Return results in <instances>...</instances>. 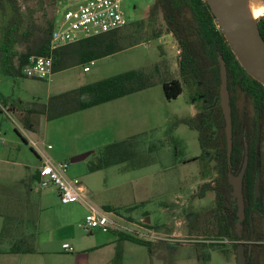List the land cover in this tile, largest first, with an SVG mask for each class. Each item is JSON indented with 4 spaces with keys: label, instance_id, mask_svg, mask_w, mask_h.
<instances>
[{
    "label": "rangeland",
    "instance_id": "obj_1",
    "mask_svg": "<svg viewBox=\"0 0 264 264\" xmlns=\"http://www.w3.org/2000/svg\"><path fill=\"white\" fill-rule=\"evenodd\" d=\"M18 1L23 10L27 6L36 10V20L41 24L44 12L53 18L58 9H75L89 0ZM154 3L155 0L123 1L128 25L119 34L127 38L126 45L131 47L114 56L58 72L50 82L13 77L3 73L0 66V239L4 228L3 206L10 202L11 191L21 194L25 190L37 208L41 197L45 198V208L50 211L59 204L55 188L42 190L31 179L32 190L28 193L21 185L33 171L27 168V163L36 164L42 151L53 162H70L69 176L81 181L98 208L110 204L123 219H134L135 223L129 226L124 220L118 221L131 232L142 229L144 221L139 222L142 217L150 218L155 226L164 227L159 244L163 247L166 264L175 261L194 264L197 254L202 264H237L233 246L213 245V238L207 235L212 230L210 212L216 199L211 192L200 198L198 192L205 181L215 185V174L211 173L216 166L208 163L207 137L202 138L198 131L183 123L192 117V105L200 111L201 104L193 102L194 90L184 85L177 99L168 100L165 96L162 83L180 80V49L171 35L154 38L155 25L149 14ZM1 26L0 14V41ZM19 50L23 51L24 47ZM133 70L154 73L158 84L120 99L114 110L109 104L104 115L91 121L83 115L87 113L48 119L49 109L52 115L56 112V96ZM245 102L239 100L240 112L251 109ZM4 105L8 111L15 105L20 113L9 111L8 116L2 110ZM30 108L35 112L31 113ZM247 115L252 116V113ZM29 124H35V132L30 131ZM130 137L138 140L128 161L90 171V164L97 162L98 152ZM16 143L21 150L15 149ZM48 146L52 149L48 150ZM175 227L183 230L182 235L172 237L168 233L167 228L172 232ZM134 248L136 253L150 252L146 247ZM8 249V242L0 243V264L2 251ZM151 258L158 259L154 250Z\"/></svg>",
    "mask_w": 264,
    "mask_h": 264
},
{
    "label": "trees",
    "instance_id": "obj_2",
    "mask_svg": "<svg viewBox=\"0 0 264 264\" xmlns=\"http://www.w3.org/2000/svg\"><path fill=\"white\" fill-rule=\"evenodd\" d=\"M0 14L2 16L0 41L2 72L13 77H25L23 70L28 65L30 57H44L49 53L55 16L49 18L44 12L42 23L39 24L36 20L37 11L30 6L23 10L18 0H0ZM149 14L155 25L154 38L171 35L180 49L178 61L180 80L173 79L162 83L165 96L168 100L177 99L182 95L184 85L203 96L205 105L200 113L183 121L189 128L198 131L202 138L206 137L204 127L209 118L206 107L219 100L221 85L219 56L225 61L235 132L232 159L242 163L243 151L245 145L247 146L249 165L243 192L245 196L248 195L251 198L255 174L260 170L257 139L259 134L264 135V87L241 67L223 33L217 27L215 17L205 0H155ZM259 28L264 39V18L260 19ZM119 32L120 30L85 39L58 49L54 54V74L77 65L94 63L127 50L131 46L126 45L127 38ZM21 46L24 47L23 51L19 50ZM157 80L154 73L133 70L62 93L55 97L56 112L52 115L49 109L48 119L75 114L123 99L154 87L158 84ZM239 100H244L251 105L256 118L255 130L250 129L252 133L250 141L249 139L245 141L241 128L237 127ZM213 114L223 133L225 121L220 105L213 109ZM259 117H261V126ZM137 140L138 138H129L104 147L97 153L98 156L95 159L97 162L90 164V171L128 161L133 154V149L137 146L135 143ZM23 141L27 144L26 140L23 139ZM212 191L214 189L211 185L205 183L200 186L198 196L203 198ZM222 205L217 196L214 208L210 212L211 215L214 212L216 218L210 224L212 230L207 232V235L213 238L212 244L218 247H224L217 243L220 240L242 241L234 232L235 220L224 214ZM20 206L25 204L21 203ZM105 210L117 213L116 209L111 207ZM13 211L14 204L6 202L3 206L4 228L0 243H9L7 254H32L35 252L36 235L25 228L28 220L25 221L22 215L16 216L12 213ZM129 240L142 246H150L149 242L136 237H130ZM238 246V244L233 245L235 251Z\"/></svg>",
    "mask_w": 264,
    "mask_h": 264
},
{
    "label": "crops",
    "instance_id": "obj_3",
    "mask_svg": "<svg viewBox=\"0 0 264 264\" xmlns=\"http://www.w3.org/2000/svg\"><path fill=\"white\" fill-rule=\"evenodd\" d=\"M120 101L121 100L110 102L86 111L75 113L74 115L87 113L83 115L91 121L92 119H97L100 118L101 115H104L109 104H111L112 110L116 109ZM2 107V110H4L8 116H10L9 111L17 115L20 113L15 105H12L9 111L6 110V105ZM192 107L193 112L191 116L194 117L197 114V109L194 105H192ZM29 111L31 113L35 112L31 108ZM116 115L118 116L119 114ZM29 127L31 132H35V124H29ZM102 132L103 131H101V134H103ZM42 143L44 142L42 141ZM25 145L27 144L25 143ZM14 146L16 150L22 149L19 143H16ZM46 156L50 158L48 154H46ZM27 164V168L33 169V171L26 182L21 185L26 187L29 193L32 190L31 179L37 183L38 169L43 164V159L37 156L36 164L32 162ZM10 193L12 195L10 196V202L14 204V211L12 213L16 216L22 215L25 221L28 220L25 223V228L30 233L36 235V242L34 244L35 252L26 255H10L6 253L7 250L2 251V264H166V261L163 259V247L159 244L161 243L160 241H162L160 238L163 236L162 229L164 227L153 225L150 218L142 217L139 220V222H142V220L144 221V226H141L142 229L139 227L136 233L134 231L131 232V229L119 223L123 227L120 231L104 233L101 230H95L88 234L79 227V224L84 220L88 212L86 205H62L59 202V204L54 206L55 209L50 211L45 208L44 197H41V205L37 208L36 204H32L33 202L30 200V196L26 194L25 190H22L21 194H17L18 191H11ZM87 199L89 204L98 208V205L96 206L95 203H92L89 192ZM21 203H24L25 206L21 207ZM107 207L116 209L110 204L102 205L100 207L102 209H98L107 212L105 210ZM111 214L118 217L117 222L119 220H124L127 226L135 223V220L132 218L123 219V217H121L122 215L120 216L119 213ZM81 231L85 234H82ZM167 231L172 237L176 235L180 236L183 233V230L176 227L173 228L172 232H170L168 228ZM135 234L142 238L144 237L143 240L149 242L150 246H142L130 241L129 238L136 237ZM64 244H69L74 251L69 253L64 250ZM134 246L146 247L151 253H153L154 250L155 255H158V259L152 260L150 252L143 254L140 250V252L136 253ZM130 257H133V259L130 260ZM174 264L181 263L175 261ZM194 264H202V260L198 257V254L196 255Z\"/></svg>",
    "mask_w": 264,
    "mask_h": 264
},
{
    "label": "built area",
    "instance_id": "obj_4",
    "mask_svg": "<svg viewBox=\"0 0 264 264\" xmlns=\"http://www.w3.org/2000/svg\"><path fill=\"white\" fill-rule=\"evenodd\" d=\"M123 1L89 0L75 9H58L55 14L48 55L30 57L28 65L23 70L24 76L50 82L54 75V54L58 49L125 28L128 20L123 10ZM47 149L50 150L52 147L48 146ZM39 155L43 159V164L38 169V186L42 190L55 188L62 205H86L88 212L79 224L83 231L90 234L95 230L108 233L123 229L117 222L116 215L89 204L85 186L78 178L69 176L70 162H53L42 151ZM217 243L227 246L232 242L220 240ZM63 249L69 253L74 251L69 244H64Z\"/></svg>",
    "mask_w": 264,
    "mask_h": 264
},
{
    "label": "water",
    "instance_id": "obj_5",
    "mask_svg": "<svg viewBox=\"0 0 264 264\" xmlns=\"http://www.w3.org/2000/svg\"><path fill=\"white\" fill-rule=\"evenodd\" d=\"M251 0H205L215 17L217 27L223 33L228 45L241 67L254 80L264 87V39L261 36L259 21L250 10ZM264 3V0H259ZM221 85L219 90V105L225 121V133L230 157L233 145V117L231 98L228 90V71L225 61L219 56ZM244 162L238 176L231 175V202L237 208V230L240 234L245 218L243 195V180L248 166V149L243 153ZM255 199L260 196V175L257 174L254 186ZM251 252L246 253L245 244H239L236 250L237 264H248Z\"/></svg>",
    "mask_w": 264,
    "mask_h": 264
},
{
    "label": "flooded vegetation",
    "instance_id": "obj_6",
    "mask_svg": "<svg viewBox=\"0 0 264 264\" xmlns=\"http://www.w3.org/2000/svg\"><path fill=\"white\" fill-rule=\"evenodd\" d=\"M197 100L200 105V110L203 109L205 102L203 96L200 94H196L193 98ZM194 102V101H193ZM246 103V102H245ZM194 104V103H193ZM247 104V103H246ZM249 104V103H248ZM219 105V100L213 105H209L206 107L207 112H209V118L207 119V124L205 125V135L207 137V146L210 152L209 155V164L213 163L214 167L216 168L212 170L211 174H215L216 182L211 184L207 181L205 183L210 184L211 187L214 189L211 193L214 195V199H217L223 204L222 207L224 208L223 212L225 215H228L231 219L235 220L234 223V232L237 236L241 238L242 241L232 242L227 246H233L234 244H245L246 253L251 252V256L248 259V264H264V135L259 134L257 143L259 146V162H260V170L255 174V180L253 184V196L251 198L248 195H244V204H245V218L242 222V229L240 230V234L238 233L236 222H237V208L232 205L231 202V186L229 184V179L231 175L238 176L241 172L243 162L237 163L235 160L232 159V152L234 146V123H233V145L230 157L228 155V142L227 136L225 133V126L223 133L220 130L219 122L217 121L216 117L213 114V109ZM251 106V105H250ZM244 111V110H243ZM238 112V119L236 121L237 127L241 128L242 133L244 134V139L247 141L251 139V131L250 129L255 130L256 118L254 115V111L251 107L249 112ZM200 111L197 110V116ZM248 113H252V116H248ZM194 116V117H195ZM261 117H259V121ZM261 126V121L259 123ZM203 128V129H204ZM199 133V132H198ZM223 134V135H222ZM249 136V137H248ZM225 141V143H224ZM245 148L247 146L245 145ZM245 151V149H244ZM243 151V153H244ZM248 165H249V157H248ZM248 169V166H247ZM247 169L245 172V176L247 173ZM211 172V171H210ZM257 174L260 175V196L255 199L254 194V186L257 178ZM244 176V179H245ZM207 179V177L205 178ZM204 183V184H205ZM243 188H244V180H243ZM219 193V195H218ZM222 212V213H223ZM214 212L212 213V219L216 218L214 216ZM218 215V214H216ZM237 250V248H236Z\"/></svg>",
    "mask_w": 264,
    "mask_h": 264
},
{
    "label": "bare ground",
    "instance_id": "obj_7",
    "mask_svg": "<svg viewBox=\"0 0 264 264\" xmlns=\"http://www.w3.org/2000/svg\"><path fill=\"white\" fill-rule=\"evenodd\" d=\"M250 10L254 18H260L264 16V3L259 0H251Z\"/></svg>",
    "mask_w": 264,
    "mask_h": 264
}]
</instances>
